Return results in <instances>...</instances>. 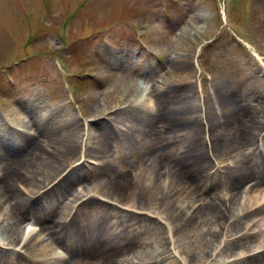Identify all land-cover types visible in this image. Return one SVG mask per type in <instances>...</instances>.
Returning a JSON list of instances; mask_svg holds the SVG:
<instances>
[{
  "label": "rangeland",
  "instance_id": "rangeland-1",
  "mask_svg": "<svg viewBox=\"0 0 264 264\" xmlns=\"http://www.w3.org/2000/svg\"><path fill=\"white\" fill-rule=\"evenodd\" d=\"M225 3L234 17V23L226 27L221 0H0V116L12 118L16 109L24 122L46 115L44 126L57 132L55 142L45 146L53 158L59 157L60 137L68 136L74 123L92 129L91 148L85 158L77 154L69 162L71 172L66 170L70 174L64 188L75 187L83 201L97 199L117 207L138 201V211L146 217H164L174 234L169 253H178V264L224 263L232 258L223 245L217 251L205 245L204 217L191 212L208 196L228 207L234 193L232 208H237L254 182L243 183L238 193L230 181H236L243 170L242 154L252 150L257 156L256 147L264 143V0ZM233 31L247 45L238 44ZM228 97L239 102L236 108L226 102ZM137 99L151 100L154 110L131 113ZM185 107L188 113L193 108L187 121L179 114ZM238 108L244 110L242 115L250 111L262 127L258 141L246 150L229 123ZM158 110L166 116L172 111L174 116L169 125L163 124L165 130L159 136L146 122ZM172 125H176L175 134ZM195 125H206L207 138L219 139L208 177L201 181L207 189L185 191L173 184L174 196L164 197L160 184L170 179L157 175L161 166L156 158L147 161L146 153L161 143L167 154H186L195 163L197 149L204 150L207 142L193 143ZM98 132L105 134L106 144L97 140ZM9 133H13L11 127L0 123V136ZM78 134H83L82 129ZM4 151L0 141V154ZM205 151H210L209 143ZM139 171L144 178L137 177ZM122 175H133L124 180L130 188L117 193L114 181ZM167 198L191 216L189 228L181 231L179 224L169 220ZM31 201L42 210L51 208L46 195ZM79 207L80 202L74 214L82 210L89 214L85 206ZM16 213L11 211L8 218ZM34 217L23 220L19 230L33 225ZM167 234L166 230L164 238ZM241 237L234 231L218 241L228 245L237 238V243L247 246ZM48 241L44 237L42 246H48Z\"/></svg>",
  "mask_w": 264,
  "mask_h": 264
},
{
  "label": "bare ground",
  "instance_id": "bare-ground-1",
  "mask_svg": "<svg viewBox=\"0 0 264 264\" xmlns=\"http://www.w3.org/2000/svg\"><path fill=\"white\" fill-rule=\"evenodd\" d=\"M146 90L144 89L142 97ZM229 98L226 102L236 108L239 102ZM197 106L200 114V104L197 103ZM146 109L153 111V102L137 99L134 100L131 113H144ZM54 112L55 110L50 115ZM243 112L244 110L238 108L236 115H231L229 123L234 126L236 140H239L241 149L246 150L253 141H258L262 127L259 129L258 122L250 111L242 115ZM192 113V107L190 113L187 107L179 112L184 115V121H187L188 115L191 116ZM22 116L18 109L14 110L12 118H8V115L0 116L1 125L9 126L13 131L0 136L5 149L4 154H0V264H178L175 258L177 253L173 250L169 253V246L174 244V234L171 233L166 219L160 215H155L156 218L152 220L149 216L147 218L138 211L137 199H134L137 202H132L133 206L117 207L97 199L83 201L75 187L64 188L65 179L71 172L69 162L77 154H82L85 158L88 148H91L92 129L74 123L68 136L60 137L56 149L59 157L53 158L49 156L50 151L45 146L49 142H55L57 132H52L49 127L44 126L46 115L26 122ZM173 118L172 111L166 116L158 110L157 116L146 122L152 132L159 136L162 135L161 130H165L163 124L169 125L168 120ZM205 127L206 125L202 128L195 125L193 143L207 141L204 143V150L197 149L195 163L191 162L193 157L186 154H181V157L167 154V147L161 143L146 153L147 161L156 158L161 166L157 175L170 179L169 183L162 181L160 184L165 190L164 197L174 196L171 190L173 184L185 191H192L191 188L201 190V193L206 191L203 189L207 187L203 186L201 181L208 177L206 172L218 150L219 139L207 138ZM80 129L83 134H78ZM171 132L176 133V125H172ZM104 137L103 132H98L96 136L99 138L97 140L106 144L107 139ZM207 143L210 145V151L206 152ZM25 144H28V148ZM256 149L257 156L252 150L242 154L243 170L236 181H230L238 193L241 190L238 188L242 187L243 183L254 182H250L252 185L246 189L245 196L241 198L237 208H232L235 206L232 200L234 193L230 195L228 207L224 202L215 203V199L208 196L191 212L192 215L204 217V224L207 226L205 245L215 247V251L221 250L223 245L224 251L232 257L228 262L210 264H264V143ZM164 162L166 166L162 165ZM67 169L70 172H66ZM108 173L103 172V175ZM129 176L133 175L118 176L114 181L113 188L117 193L118 190L130 188L129 182L124 181ZM137 177L144 178L143 171H139ZM41 189L44 190L43 193ZM36 195L48 196L51 208L42 210L32 202L31 198ZM78 202H82L79 210L82 205L91 212L85 215L82 210L73 214ZM165 205L172 223L179 224L181 231L189 228L191 216L184 214L187 211L181 209L183 207L170 202L169 198ZM14 210H17V213L8 218V213ZM31 215L35 216L36 221L33 224L37 228L26 231V228L23 230L22 227L19 230L22 221ZM225 218H231V223L228 224ZM141 220L151 222L149 225H142L139 224ZM166 230L168 234L167 238H164ZM234 231L242 235L241 239L247 246L237 243V238L234 239L236 243L229 242L228 245H225L223 240L218 241V238L223 239ZM44 237H49L48 246H42ZM20 244L21 247L15 249ZM2 245L16 247L7 249ZM58 249L62 251L58 252ZM242 249V252L237 253ZM113 255L117 259L112 260Z\"/></svg>",
  "mask_w": 264,
  "mask_h": 264
}]
</instances>
